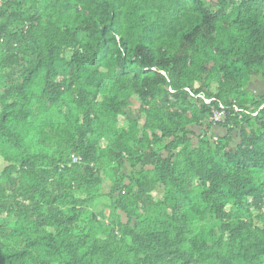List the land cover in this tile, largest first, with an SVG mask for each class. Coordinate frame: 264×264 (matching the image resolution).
Returning <instances> with one entry per match:
<instances>
[{"label":"trees","instance_id":"16d2710c","mask_svg":"<svg viewBox=\"0 0 264 264\" xmlns=\"http://www.w3.org/2000/svg\"><path fill=\"white\" fill-rule=\"evenodd\" d=\"M255 81L264 0H0V264H264Z\"/></svg>","mask_w":264,"mask_h":264},{"label":"rangeland","instance_id":"374dc122","mask_svg":"<svg viewBox=\"0 0 264 264\" xmlns=\"http://www.w3.org/2000/svg\"><path fill=\"white\" fill-rule=\"evenodd\" d=\"M247 88L251 89V90H254L257 93H263L264 92V88H263L262 84L259 81H255L254 83L249 84ZM213 118H214V116H213ZM213 118L211 119V121L215 122L213 120ZM217 132H218V135H222V136H225L226 133H227V131L222 130L220 128H217ZM239 141H240V139H239L238 133H234V139L230 141L231 147H235L239 143Z\"/></svg>","mask_w":264,"mask_h":264},{"label":"built area","instance_id":"2783aa9c","mask_svg":"<svg viewBox=\"0 0 264 264\" xmlns=\"http://www.w3.org/2000/svg\"><path fill=\"white\" fill-rule=\"evenodd\" d=\"M236 110L238 111V108H236ZM224 115H225L224 111L217 112V113L214 114V118H213V120H214L215 122H219V121L222 120V118L224 117ZM256 115H257V114H256ZM79 161H80V158H79V157H73V158H72V163H77V162H79Z\"/></svg>","mask_w":264,"mask_h":264}]
</instances>
